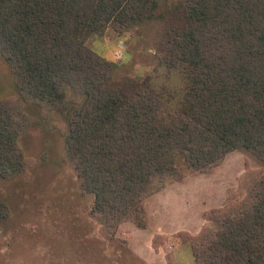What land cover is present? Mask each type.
I'll use <instances>...</instances> for the list:
<instances>
[{"label": "trees", "instance_id": "obj_1", "mask_svg": "<svg viewBox=\"0 0 264 264\" xmlns=\"http://www.w3.org/2000/svg\"><path fill=\"white\" fill-rule=\"evenodd\" d=\"M151 20L153 67L115 76L94 42ZM0 57L16 90L0 98V177L28 166L27 103L63 133L89 213L111 230L146 227L150 195L244 149L263 170L188 242L194 264H264V0H0Z\"/></svg>", "mask_w": 264, "mask_h": 264}, {"label": "rangeland", "instance_id": "obj_2", "mask_svg": "<svg viewBox=\"0 0 264 264\" xmlns=\"http://www.w3.org/2000/svg\"><path fill=\"white\" fill-rule=\"evenodd\" d=\"M156 28V20L144 21L139 36L106 32L93 45L117 64L115 76L142 75L153 67ZM15 91L0 57V98L13 100ZM24 110L31 119L19 144L28 166L0 177V201L10 210L0 220V264H194L188 240L204 228L210 211L241 201L248 175L263 170L246 150L232 151L208 172L185 171L181 181L150 195L146 227L127 221L111 230L89 213L92 198L81 194L73 165L64 158L63 133L46 126L37 105L27 103ZM51 117L60 119L57 113Z\"/></svg>", "mask_w": 264, "mask_h": 264}]
</instances>
